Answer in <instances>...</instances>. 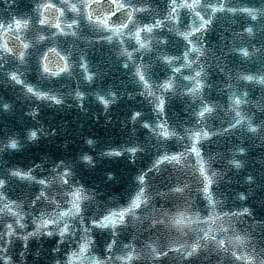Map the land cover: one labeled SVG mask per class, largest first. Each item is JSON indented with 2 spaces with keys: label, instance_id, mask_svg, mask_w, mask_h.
Returning <instances> with one entry per match:
<instances>
[{
  "label": "snow or ice",
  "instance_id": "6c2138e0",
  "mask_svg": "<svg viewBox=\"0 0 264 264\" xmlns=\"http://www.w3.org/2000/svg\"><path fill=\"white\" fill-rule=\"evenodd\" d=\"M225 23L241 30L232 31L231 45L225 40L210 47L208 34ZM100 43L112 46L127 70L128 98L141 97L150 112L129 116L133 130L147 131L146 139L130 136L99 155L127 156L135 164L154 153L152 162L136 175L123 203H104L80 177L96 167L94 139L86 140L79 159L52 161L45 169L20 167L8 157L54 133L29 125L4 134L0 264H27L30 242L44 237L58 239L51 264H197L213 257L214 264H264V216L257 219L246 206L249 193L264 190V158L259 169L247 171L250 148H264V0H34L27 12L6 10L0 18V84L34 104L64 107L71 96L83 109L89 93L81 80L86 88L102 75L90 69L87 48ZM77 69L83 71L76 89L63 92L57 84ZM257 90L262 95L254 99ZM214 91L223 103L212 98ZM92 94L106 110L116 103L115 91ZM178 100L188 120L173 111ZM12 110L0 103V112ZM39 114V104L27 113ZM219 141L231 146L214 154L206 149ZM221 161L225 167L216 168ZM230 172L245 173L235 210L221 191ZM17 244L23 251L14 253Z\"/></svg>",
  "mask_w": 264,
  "mask_h": 264
},
{
  "label": "water",
  "instance_id": "95a60500",
  "mask_svg": "<svg viewBox=\"0 0 264 264\" xmlns=\"http://www.w3.org/2000/svg\"><path fill=\"white\" fill-rule=\"evenodd\" d=\"M32 3L34 0H17V4L13 6L12 0H0V18H5L6 10L12 15L27 12L28 6ZM243 3L258 4L259 0H243ZM233 30H241L240 24L228 25L225 23L223 26H218L208 34L206 42L210 47H222L225 40L231 45ZM221 37L224 39L222 40ZM237 43L244 42L237 38ZM87 53L90 69L99 71L102 75L97 83L86 88L81 80V90H86L89 93L83 109L77 106L78 102L71 96L64 107L49 106L47 102L34 104L32 101L22 99L17 89L0 84V103L6 102L13 105L11 112H0V139L4 138V134L17 133L19 129L29 125H38L46 131L54 133V135L41 137L38 143L30 144L24 151L8 157L12 164L20 167L44 164V167L48 169L52 167V161L79 159L82 150L88 147L86 140L94 139L97 144V164L94 169L85 168L80 172L81 182L89 188H94L100 194L99 201L110 203L115 198L123 203L127 199V194L133 186L136 175L141 169L146 170L150 166L149 162L154 153L139 158L133 164L127 156L102 157L99 155V151L107 150L108 146L119 148V145L125 144L130 136L146 139L142 130L135 134L132 133L133 126L129 122V116L136 110L149 113L150 105L147 102H141V97L128 98L125 89L129 86L130 77L114 54L112 46L106 43L96 44L87 48ZM82 71V69H77L76 76L65 79L63 84H57V87L65 93H72L76 89V82L80 80L79 73ZM214 80L220 82L219 77H214ZM64 84L67 86L64 87ZM112 91L117 92L116 103L107 110L92 94L95 92L107 97L108 93ZM255 94L254 99H259L262 95L260 91H256ZM212 98L221 103L225 100L223 94L218 91L213 92ZM36 104L40 105V114L33 119L27 113L32 111ZM184 109L185 105L179 100L176 101L173 111L182 117L185 113ZM216 124L219 126V121ZM188 126H192V121ZM136 128L139 129L140 126L137 125ZM176 149L179 150V145L176 146ZM262 158H264V148L259 147V144L255 148H250L249 160L251 163L247 171H251L253 168L259 169ZM214 166L216 168L225 167L222 161ZM231 173L230 177L227 176L229 179L225 177V181L221 184V191L225 193L226 199L233 201L236 206L242 203L236 200V194L245 191L243 179L245 173L241 172L238 175L234 172ZM109 175L115 179L109 180ZM163 175L167 177L169 174L164 173ZM172 175H176V173L173 172ZM161 190L166 191L167 189L161 185ZM249 196L247 206L253 208L257 219H260L264 216V190L257 188L249 193ZM193 199L198 208H203L195 196ZM29 230H32L31 225H29ZM131 234L130 231L126 236L130 237ZM103 239L104 237H99L101 242ZM123 239L125 243L131 242L128 238ZM57 245L56 238L45 239L44 237L31 241V252L27 258V264H51L52 257L56 255L53 248ZM20 251H23L22 245L17 244L13 252ZM214 261L215 257L211 261L201 259L197 261V264H214ZM170 264H174V262H170Z\"/></svg>",
  "mask_w": 264,
  "mask_h": 264
}]
</instances>
